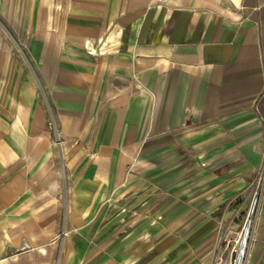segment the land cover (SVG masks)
<instances>
[{"label":"crops","instance_id":"crops-1","mask_svg":"<svg viewBox=\"0 0 264 264\" xmlns=\"http://www.w3.org/2000/svg\"><path fill=\"white\" fill-rule=\"evenodd\" d=\"M261 165L264 0H0V264H204Z\"/></svg>","mask_w":264,"mask_h":264},{"label":"rangeland","instance_id":"rangeland-1","mask_svg":"<svg viewBox=\"0 0 264 264\" xmlns=\"http://www.w3.org/2000/svg\"><path fill=\"white\" fill-rule=\"evenodd\" d=\"M254 192L258 194L259 190L258 188H253L252 186V189L250 191L249 202L246 209L237 215L238 228L234 229L232 228L231 225V228H228L226 229V231L224 230V232H222V236L215 243L214 250L208 255V257H204V259L200 260V261L203 260L202 262H204V264H224V263L226 264L229 256L231 260H233V258L235 260L236 258V253L234 256V250L236 249L235 241L237 240V237L241 234L247 222H249L250 224L252 221H254V213H253L254 211H252V214H250L253 208V203L251 204V206L250 203Z\"/></svg>","mask_w":264,"mask_h":264},{"label":"built area","instance_id":"built-area-1","mask_svg":"<svg viewBox=\"0 0 264 264\" xmlns=\"http://www.w3.org/2000/svg\"><path fill=\"white\" fill-rule=\"evenodd\" d=\"M263 185H264V165H261L257 169V171L255 173V176H254V180L252 181L253 188H258L259 192H258V194H256L255 192L253 193V197H252V200H251V203H250V206H251L252 203L254 204L253 208L251 210V213H250V214H252V211H254L253 212L254 213V224H253L252 230L250 232V238L248 239V247H249V244H250V241H251V238H252V232H253V228H254V225H255L256 217H257V210H258L259 201H260V198H261L262 193H263ZM247 218H248V215H247ZM232 251H233V249H232ZM235 251H236V249L234 250V256H235ZM247 259H248V249H247L246 256H244L240 260V264H246L247 263ZM227 264H234V258H233V260H231V258L229 256L228 259H227Z\"/></svg>","mask_w":264,"mask_h":264},{"label":"bare ground","instance_id":"bare-ground-1","mask_svg":"<svg viewBox=\"0 0 264 264\" xmlns=\"http://www.w3.org/2000/svg\"><path fill=\"white\" fill-rule=\"evenodd\" d=\"M254 205V204H253ZM254 221H252L250 224L247 222V224L244 226L241 234L237 237L236 243V258L234 260V264H240V260L246 256L247 249H248V239L250 238V232L252 230ZM227 264V262H226Z\"/></svg>","mask_w":264,"mask_h":264}]
</instances>
